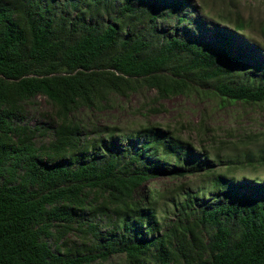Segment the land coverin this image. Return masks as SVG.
<instances>
[{"label": "trees", "instance_id": "1", "mask_svg": "<svg viewBox=\"0 0 264 264\" xmlns=\"http://www.w3.org/2000/svg\"><path fill=\"white\" fill-rule=\"evenodd\" d=\"M184 7L194 6L0 0V264H90L115 254L125 264H264V182L245 171L264 166V154L229 159L220 170L157 122L127 135L142 139L134 152L116 153L113 138L125 137L117 125L90 137L73 118L144 87L164 97L209 84L223 105L264 103V47H256L262 58L242 56L221 32L203 44L153 30L158 19L188 22L179 15ZM231 22L234 34L249 24L240 13ZM258 30L264 39V19ZM37 95L52 107L53 124L25 121L24 105ZM156 175L200 183L137 196L140 183ZM169 200L178 217L160 234L155 207ZM74 211L93 213L92 220H75ZM96 217L111 219L114 233L99 232ZM73 230L93 239L84 249L70 247V257L58 243Z\"/></svg>", "mask_w": 264, "mask_h": 264}, {"label": "rangeland", "instance_id": "2", "mask_svg": "<svg viewBox=\"0 0 264 264\" xmlns=\"http://www.w3.org/2000/svg\"><path fill=\"white\" fill-rule=\"evenodd\" d=\"M48 1L42 0V3L45 5ZM186 1L194 7L191 11L184 7L179 15L186 16L188 22L176 25L175 20L167 24L158 19L153 24V30L167 37L176 36L203 44L215 41L218 38L216 33L221 32L223 35H227L232 51H237L242 56L247 55L249 51L255 52L259 55L258 58H262L256 47H264V39L258 30L259 22L264 19V0ZM235 13H240L249 23L246 30L239 34L232 32L236 30L231 22L235 18ZM149 26L150 22L146 23L143 29ZM212 88L209 84H201L197 85L190 93L159 97L156 89L144 87L132 91L127 97L113 96L112 104L101 110L81 108L75 112L73 118L82 121L87 126L86 132L90 137L94 135L95 130L103 125H117L125 133V137H122L121 140H117V137L113 138V143L117 146L116 153L123 150L134 152L142 139L128 138L127 135L140 129L142 125L157 122L163 129L175 131L181 140L192 142L195 151L198 152L197 155L204 156L203 152H207L209 160L212 159L220 170L225 168L229 159L244 160L246 154L250 153L256 159L263 156L264 103L223 105L220 97L212 93ZM24 107V119L29 125L47 126L50 122L53 124L54 111L44 96L37 95L31 102L25 103ZM149 159L151 160L152 157ZM256 162L258 163V161ZM245 171L256 175V178L264 182V166H259L258 170L248 167ZM242 172L244 171L232 173L233 176H241ZM203 180L206 181L207 177L201 179V181ZM252 180L254 179L250 178L249 181ZM184 182L186 184L183 185L187 188L190 185L199 184L200 179L192 180L188 175L178 179L167 175L152 176L140 183L137 196H139L138 193L145 196L152 189L158 192L164 188L170 190L175 183ZM192 189L195 190V188ZM202 200L208 201L210 197H204ZM172 204L171 200L160 201L156 205L157 208L155 207L158 219L162 222L160 234L168 231L178 217L179 212ZM91 214L86 211L75 212V220L87 222L92 220ZM93 220L97 221L99 232L114 233V230H110L112 229L111 219L96 217ZM76 225L77 223L74 222L73 226ZM142 231V228H138V232ZM65 237L66 239L63 242L60 241L58 246L62 253L70 257L72 255L70 247L74 249L83 247L82 249H84L93 239L83 238L77 230L67 232ZM143 237L148 239L152 235L143 233ZM90 264H125V262L121 254H115L106 261L96 259Z\"/></svg>", "mask_w": 264, "mask_h": 264}]
</instances>
